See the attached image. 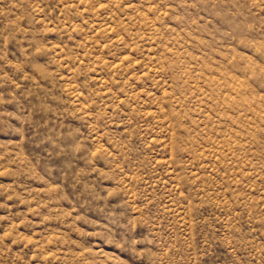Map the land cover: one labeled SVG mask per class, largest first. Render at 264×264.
<instances>
[{"label":"rangeland","instance_id":"374dc122","mask_svg":"<svg viewBox=\"0 0 264 264\" xmlns=\"http://www.w3.org/2000/svg\"><path fill=\"white\" fill-rule=\"evenodd\" d=\"M0 264H264V0H0Z\"/></svg>","mask_w":264,"mask_h":264}]
</instances>
